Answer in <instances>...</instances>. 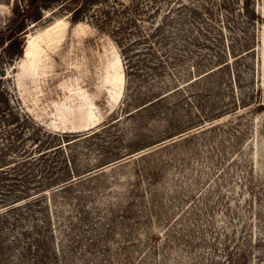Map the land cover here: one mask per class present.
<instances>
[{"label":"rangeland","instance_id":"rangeland-1","mask_svg":"<svg viewBox=\"0 0 264 264\" xmlns=\"http://www.w3.org/2000/svg\"><path fill=\"white\" fill-rule=\"evenodd\" d=\"M0 264H264V0H0Z\"/></svg>","mask_w":264,"mask_h":264},{"label":"trees","instance_id":"trees-1","mask_svg":"<svg viewBox=\"0 0 264 264\" xmlns=\"http://www.w3.org/2000/svg\"><path fill=\"white\" fill-rule=\"evenodd\" d=\"M10 39H11V37H10Z\"/></svg>","mask_w":264,"mask_h":264}]
</instances>
